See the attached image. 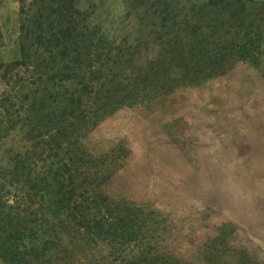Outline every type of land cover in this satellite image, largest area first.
<instances>
[{"label":"trees","instance_id":"16d2710c","mask_svg":"<svg viewBox=\"0 0 264 264\" xmlns=\"http://www.w3.org/2000/svg\"><path fill=\"white\" fill-rule=\"evenodd\" d=\"M128 1L127 18L139 17L150 29L174 34L173 45L181 53L158 54L148 61L182 70L177 75L187 82L223 73L241 62H260L264 2ZM74 3L32 0L34 7L23 26L22 59L16 64L29 62L32 75H37L32 84L39 89L5 94L0 100V259L6 264H195L157 245L167 230L154 209L111 196L104 166H94L95 160L85 166L86 133L126 100L147 95L150 90L135 87L144 78L154 82L168 75L151 67L142 73L115 68L124 58L132 63L125 53L136 50L141 39L127 47L108 46L105 35L89 27V15ZM90 35L94 41L89 53L94 57L87 63L80 43ZM13 65L0 64L6 70ZM17 128L33 139L32 147L5 148ZM59 150L68 158H60ZM65 233L70 235L68 243ZM218 251L215 246L205 249L200 259L216 264ZM231 254L238 264H264L248 249H233Z\"/></svg>","mask_w":264,"mask_h":264},{"label":"rangeland","instance_id":"374dc122","mask_svg":"<svg viewBox=\"0 0 264 264\" xmlns=\"http://www.w3.org/2000/svg\"><path fill=\"white\" fill-rule=\"evenodd\" d=\"M31 3L0 0V64L14 63L9 70L0 66V100L5 94L39 89L32 84L37 75H32L29 62L16 64L22 59L23 26L34 7ZM128 4L74 3L89 15V27L105 35L108 46L127 47L141 39L136 50L125 53L132 63L124 58L115 68L142 73L151 67L168 79L144 78L135 87L150 90L147 95L126 100L86 133L85 166L93 160L94 166H104L111 196L154 209L167 230L157 245L173 250L178 259L205 264L200 255L215 246L216 264H238L231 251L242 248L264 261V45L258 65L241 62L223 73L187 82L177 75L182 70L148 61L158 54H181L173 45L174 34L153 27L158 31L151 35L155 30L143 25L147 21L125 16ZM93 41L91 36L80 43L87 63L93 61ZM32 146L33 139L17 128L5 148L24 151ZM58 154L68 158L63 150ZM39 166L44 165L39 161ZM216 238L219 242L210 246ZM69 239L65 233L64 243ZM0 264L6 263L0 259Z\"/></svg>","mask_w":264,"mask_h":264}]
</instances>
